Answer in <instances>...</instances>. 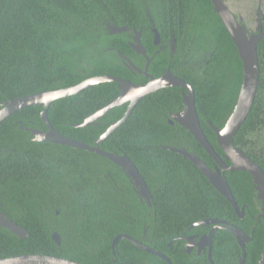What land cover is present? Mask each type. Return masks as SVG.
<instances>
[{
    "label": "trees",
    "instance_id": "16d2710c",
    "mask_svg": "<svg viewBox=\"0 0 264 264\" xmlns=\"http://www.w3.org/2000/svg\"><path fill=\"white\" fill-rule=\"evenodd\" d=\"M187 26L186 45L170 57L153 45L151 27L164 43L171 23L177 38L178 16ZM140 30V42L151 58L148 72L160 76L169 67L194 90L200 126L216 153L222 150L209 123L222 128L236 103L242 63L235 44L210 0H0V106L7 100L67 88L94 76L112 75L134 84L148 78L133 72L119 54L140 70L144 59L127 42L126 32ZM202 51L211 52L203 55ZM200 65L178 66V58ZM260 76H264V22L257 43ZM197 61V62H196ZM258 86L253 104L231 137L264 173V149L254 150L249 137L260 121ZM181 87L158 89L138 101L130 115L102 142L97 139L126 111L115 106L85 127H75L112 101L116 82H100L54 100L46 115L61 135L125 154L150 190V205L142 199L122 168L94 152L50 141H34L21 127L46 130L42 105L22 108L0 122V212L28 232L19 238L0 227V258L43 254L80 264H168L120 238L127 235L166 256L171 264H210L207 250L186 251L184 237L208 233L198 222L219 219L240 228L249 239L244 264H258L264 248V222L251 175L226 170L224 178L239 208L207 180L199 168L167 147L183 148L208 167L211 156L170 114L182 109ZM230 164L228 160H225ZM57 232L60 244L51 239ZM241 248L225 228L212 236V264H238Z\"/></svg>",
    "mask_w": 264,
    "mask_h": 264
},
{
    "label": "water",
    "instance_id": "95a60500",
    "mask_svg": "<svg viewBox=\"0 0 264 264\" xmlns=\"http://www.w3.org/2000/svg\"><path fill=\"white\" fill-rule=\"evenodd\" d=\"M213 6V10L217 13L223 25L225 26L229 36L231 37L233 43L236 46L239 58L242 63V82L239 89L238 97L234 108L225 122L222 128H217L211 123H209L210 127L215 133L216 141L219 147L222 150V155L219 156L216 151L212 148L208 140L206 139L204 132L200 126L199 119L197 116L195 102H194V90L193 88L187 84L185 81L176 78L169 69L158 78H153L151 75H148L147 68L150 62V58L147 57L145 49L143 48L140 42V31L135 32L132 41V48L136 53L142 54L146 58V64L144 69L141 71L138 69L128 58L120 55L123 60V63L128 66L130 70H136L144 75L149 76V81L146 84H134L128 80H125L120 77L112 76V75H103V76H94L88 79L83 80L82 82L75 84L73 86L67 88H61L51 91L40 92L32 95L22 96L14 99H10L5 101L0 106V122L9 117L11 114L16 111L34 105H42L43 109L40 113V117L43 120L46 130H38L34 128L21 127L29 131L32 134V140L42 142V141H50L56 144L67 145L71 147H76L80 149H84L90 152H94L99 156H103L109 159L114 164L120 166L122 170L126 173L127 177L133 182V185L137 188L138 195L146 200L147 204L150 205L151 194L150 190L147 187L146 183L138 173V170L132 163V161L125 154H117L112 152L102 151L97 146H91L88 144H84L78 142L76 140L67 138L60 133H58L51 126L48 121L46 112L49 105L56 99L66 97L71 94H75L87 87H90L94 84L100 82H116L119 90V94L110 102H108L104 107L99 109L87 116L83 122L75 124V127H85L110 109L115 106H120L127 104L126 111L124 115L112 123L106 131L97 139L96 143H100L104 141L113 130L118 127L131 113L134 105L140 101L144 96L149 95L158 89L169 87V86H180L187 90L186 94L182 95L183 109L176 113H171L169 122H177L182 127H184L193 138L202 146V148L211 156L214 161L213 166L208 167L202 160H200L195 154L188 153L183 148H175V147H167L169 150H172L188 160L194 163L199 170L205 175L207 180L211 183V185L222 195L226 200L230 202L235 213L239 218L243 215V210L240 209L233 197V194L224 178V172L226 170H243L248 172L254 184V188L256 191V200L260 204V216L264 222V173L261 168L241 149L232 145L231 137L240 127L241 123L246 118L250 108L253 104L256 88L258 84V60H257V42L261 37V25L260 22H257L255 25V32L252 34H248L246 31V26L244 23H240L242 21L241 17H235L233 12L226 6L223 0H210ZM125 27H112L110 26V33H116L125 31ZM154 44H157L159 40V35L157 31L154 29ZM223 158L228 159L230 164H226ZM197 224H205L210 225L209 232L207 234L202 235L195 244L198 245L199 248H207L208 258L210 260V251H211V241L214 231L217 228H225L227 229L236 239L238 245L241 248V255L238 260V264H244V260L246 257L245 253V244L248 241L249 237L238 227H230L226 224L225 221L219 219H208ZM0 227H3L9 230L11 233L15 234L19 238H24L28 235V232L22 226L17 225L14 221L7 218L4 214H0ZM124 238L130 240L133 244L140 247L141 249L161 257L167 261L168 264H171L170 260L164 256L162 253L155 251L152 248H149L138 241L134 240L130 236L127 235H118L112 241V250L114 248L115 243L118 239ZM51 239L56 243L60 244V237L57 232H53L51 234ZM191 240V237L187 238ZM198 248V250H199ZM191 249V245L189 243L186 244V251L189 252ZM0 264H80L74 262L72 260L56 257V256H48L43 254H29V255H15L7 258H0ZM258 264H264V248L262 253L260 254V258L258 260Z\"/></svg>",
    "mask_w": 264,
    "mask_h": 264
},
{
    "label": "flooded vegetation",
    "instance_id": "af4514ba",
    "mask_svg": "<svg viewBox=\"0 0 264 264\" xmlns=\"http://www.w3.org/2000/svg\"><path fill=\"white\" fill-rule=\"evenodd\" d=\"M224 1V3L226 4V6L229 8V5L227 4V0H223ZM259 2H260V5H261V9H262V0H258ZM258 2V3H259ZM230 9V8H229ZM217 14V13H216ZM234 14V13H233ZM234 16L237 18L238 16L236 15V14H234ZM181 17V12H179V16H178V22H179V25H178V32H177V38L175 37V34L173 33V29H172V26H171V23H169V27H168V30H169V32H168V40H167V42L166 43H164L163 41H162V39H161V36H160V34L158 33V31H157V29L156 28H154V27H151V31L153 32V35H154V29L157 31V33H158V35H159V40H158V42H157V44H154V42H153V45L157 48V49H159L160 51H163V50H165L166 48L168 49V54H169V56L170 57H172L173 56V54H174V52L175 51H177V40H178V42H179V48L181 47V48H184V46L186 45V37H187V26L189 25L188 24V19H187V23L186 24H184V26H183V24L181 23V21H182V19L180 18ZM255 19H256V23L257 22H260V25H261V31H262V24H263V22H264V11H262V10H260V11H257V9H256V12H255ZM240 23H244L245 24V26H246V31H247V33L250 35V34H252V33H254L255 32V30H253V31H251L250 29H249V27H247V24L245 23V21H240ZM140 31V30H139ZM121 32H126L127 34H126V38H127V42H128V44L130 45V47L132 48V41H133V37H134V35H135V32H137L136 30H132L131 28H127L126 27V30L125 31H121ZM121 32H116V33H121ZM140 35H141V31H140ZM261 37H262V34H261ZM261 37H260V39H261ZM154 39V38H153ZM259 39V40H260ZM258 40V41H259ZM258 43V42H257ZM133 49V48H132ZM256 50H257V47H256ZM133 51H134V49H133ZM135 52V51H134ZM146 52V51H145ZM207 53L210 55L211 54V52H203L202 51V54L203 55H207ZM137 54V56H142V58L144 59V63L146 64V58L142 55V54H140V53H136ZM121 54H119V56H120ZM147 55V54H146ZM185 55H186V53H184V55L180 58H178V66H180V67H188V69H190V70H193L194 68H197V67H199L204 61H206L205 60V57H199V62H200V65H198L197 67L194 65L195 64V62H189L188 61V59H184L185 58ZM124 57H126V56H124ZM148 57V56H147ZM126 58H128V57H126ZM149 58V57H148ZM130 61H131V59L130 58H128ZM257 60H258V58H257ZM150 61H151V58H150ZM132 62V61H131ZM197 62V61H196ZM133 63V62H132ZM145 64H144V67H145ZM149 64H150V62H149ZM149 64H148V67H149ZM138 68V67H137ZM259 68V67H258ZM139 69V68H138ZM167 69H169V67H167L166 68V70ZM166 70H165V72H166ZM170 70V69H169ZM133 72H137V73H139V74H141L140 72H138V71H136V70H132ZM142 71V70H141ZM171 71V70H170ZM165 72H163L161 75H163ZM147 73H148V75H151L153 78H158V77H160V76H158V77H154L152 74H150L149 72H148V68H147ZM171 73L176 77V78H178V79H180V80H183V78L182 77H179V76H177L176 74H174V72L173 71H171ZM143 74V73H142ZM144 75V74H143ZM148 75H144V76H146L147 78H148V81H149V76ZM259 76H260V72H259V74H258V84H257V88H258V86L260 87V89H259V95H260V99H259V101H258V104H257V108H258V112H259V117H260V121L258 122V126L256 127V129H255V131L253 132V133H255V132H257V131H259L261 128H263L264 127V76H263V80H261L260 78H259ZM147 81V82H148ZM184 81V80H183ZM146 82V83H147ZM186 82V81H185ZM146 83H144V84H146ZM187 83V82H186ZM188 84V83H187ZM137 85H139V84H137ZM190 85V84H189ZM169 87H172V86H169ZM178 87H180V86H178ZM182 88V91H180V93H181V98H182V95L185 93L186 94V92H187V90L185 89V88H183V87H181ZM257 88H256V91H257ZM182 104H183V102H182ZM183 109V108H182ZM182 109H177L176 110V112H179V111H181ZM176 112H174V113H176ZM253 144H254V146H253V148H254V150H256L259 154L261 153V149L263 148L264 149V143L261 141V142H259V141H255L254 140V142H253ZM223 160H224V162H225V160H228V159H225V158H223ZM229 161V160H228ZM226 163V162H225ZM227 164V163H226ZM228 171H232V170H228ZM263 172V171H262ZM225 173V172H224ZM126 174V173H125ZM130 182H131V180H130ZM254 185V184H253ZM135 189H136V187H134ZM244 207H245V205L244 206H242L240 209H244ZM259 210H260V204H259ZM0 214H4V213H2V212H0ZM5 215V214H4ZM6 216V215H5ZM244 216V212H243V215H242V217ZM7 217V216H6ZM241 217V218H242ZM258 219H262V217L260 216V214L258 213ZM8 218V217H7ZM11 220V219H10ZM262 221H263V219H262ZM204 226L205 227H207V226H209V225H205L204 224ZM3 228V227H2ZM210 230V229H209ZM204 234H206V233H202L200 236H197L196 234H191V235H187V236H185L184 237V240L186 241V244L187 243H189L190 245H191V249H190V251L189 252H191L192 250H196V253H201V252H203L204 251V249H206L207 250V248H204V249H202V248H199L198 247V245L197 244H195V242L202 236V235H204ZM189 237H191V240H188L187 238H189ZM198 248H199V250H198ZM210 261V264H212V262H211V259L209 260Z\"/></svg>",
    "mask_w": 264,
    "mask_h": 264
},
{
    "label": "rangeland",
    "instance_id": "374dc122",
    "mask_svg": "<svg viewBox=\"0 0 264 264\" xmlns=\"http://www.w3.org/2000/svg\"><path fill=\"white\" fill-rule=\"evenodd\" d=\"M258 2V0H227L230 10L237 16L239 15L251 31L254 30L256 25V9L257 11H264V0H262V9L260 2ZM249 137L253 140V142L255 140L259 142L262 141L264 143V127L259 131L252 133Z\"/></svg>",
    "mask_w": 264,
    "mask_h": 264
}]
</instances>
